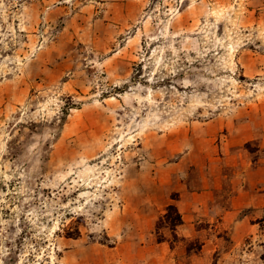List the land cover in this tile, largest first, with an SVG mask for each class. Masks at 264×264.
<instances>
[{"label":"rangeland","instance_id":"1","mask_svg":"<svg viewBox=\"0 0 264 264\" xmlns=\"http://www.w3.org/2000/svg\"><path fill=\"white\" fill-rule=\"evenodd\" d=\"M201 149L239 211L179 264H264V0H0V264H122L130 197H178Z\"/></svg>","mask_w":264,"mask_h":264},{"label":"crops","instance_id":"2","mask_svg":"<svg viewBox=\"0 0 264 264\" xmlns=\"http://www.w3.org/2000/svg\"><path fill=\"white\" fill-rule=\"evenodd\" d=\"M201 151L203 152L201 162L198 163L190 158V164L195 165L197 173H194L192 165L188 163L186 169L182 167V171H180L181 167L176 171L177 164L172 165L169 177L172 176L176 182L167 187V192L177 191L179 192L178 197L166 195L163 197H130L129 203L132 212L125 217L141 218V221L139 226L131 225L129 231L124 232L123 245H121L124 252L122 264H179L178 258L183 253L177 250L178 241L189 237H199L200 239L202 221L209 222L212 218L214 219L219 210L226 219L236 218L239 211L237 205H233L237 209L232 206L229 207L230 209L224 210L220 202L221 199L216 198L222 197L218 195L222 193L221 189L223 188V167L215 161L218 158H215L210 151L205 149H201ZM233 158H235V153H233ZM249 179L248 186L251 187L252 177L249 176ZM232 185L234 186L233 193H235L233 200L237 199L234 204L245 207L256 201L250 188H246L245 183L234 185L232 180ZM227 197L230 195L228 194ZM233 200L231 199V202ZM169 205H175L182 217V222L172 229L173 235H175L172 236V239L159 235L162 232L156 227L146 228L148 224L155 221L156 209H163ZM133 227H136L137 231H134ZM205 227L207 226L205 225ZM194 256V263L195 260H200V255H192V258Z\"/></svg>","mask_w":264,"mask_h":264},{"label":"trees","instance_id":"3","mask_svg":"<svg viewBox=\"0 0 264 264\" xmlns=\"http://www.w3.org/2000/svg\"><path fill=\"white\" fill-rule=\"evenodd\" d=\"M167 210H168V215H170V216L175 213V222H176L175 225L182 222L181 214L179 213V211L175 205H169Z\"/></svg>","mask_w":264,"mask_h":264}]
</instances>
